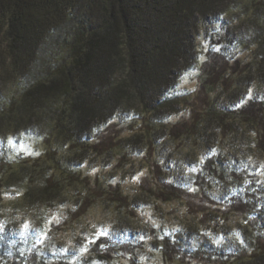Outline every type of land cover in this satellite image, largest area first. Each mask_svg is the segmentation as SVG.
Masks as SVG:
<instances>
[{"label": "trees", "instance_id": "trees-1", "mask_svg": "<svg viewBox=\"0 0 264 264\" xmlns=\"http://www.w3.org/2000/svg\"><path fill=\"white\" fill-rule=\"evenodd\" d=\"M237 28L249 31L235 41ZM235 45L257 46L242 73L264 74V0H0V264H74L73 248L114 263L126 245L98 231L76 245L57 235L99 204L128 218L121 182L91 170L146 153L154 174L171 139L199 165L188 174L194 191L163 179L157 192L210 205L155 232L164 260L264 264V167L250 162L264 157L251 152L252 139L264 141V101L223 109L217 99L247 87H225ZM197 67L210 86L191 104L181 78ZM185 107L189 131L169 139L167 116ZM124 125L131 136L118 134ZM191 231L196 251L183 245Z\"/></svg>", "mask_w": 264, "mask_h": 264}, {"label": "rangeland", "instance_id": "rangeland-1", "mask_svg": "<svg viewBox=\"0 0 264 264\" xmlns=\"http://www.w3.org/2000/svg\"><path fill=\"white\" fill-rule=\"evenodd\" d=\"M248 31V28H237L234 40L238 41V37L248 33ZM235 49L240 52L236 56V59L239 58V61L231 60V62L226 64V67L229 68V72L226 74L228 83H225V87L227 89L231 88V85L235 83V78L247 82V87L242 92L236 94L232 93L230 96L223 93L217 96V93L219 94V91H221V87L217 85V83L211 85V87L215 89V93H209V98L212 100V98L214 99L216 96L219 97L217 99H219L221 105H224L223 109L242 108L244 105H247L250 100L264 101V74L260 76L256 75L253 78L249 77L248 73H242V71L247 68V63L252 60V52L257 49V46L253 45L248 49H243L241 46L235 45ZM201 59L203 58L201 57L200 60ZM213 64V62L210 63V65ZM198 67L196 71L187 72L181 78L182 84L180 85V89L184 91L185 94L190 91L193 92L192 95L189 96L191 104L196 100L201 102L200 99L203 100L206 95L202 93L205 92L202 88L205 86L207 89L210 86V84L205 81L206 78L201 79L198 77ZM236 70L240 71L239 74L234 73ZM192 117L193 114L190 112V109L186 107L179 112L168 114L166 119L168 138H172L170 137L171 135H173V137L177 136V138H181L185 135L189 131H187V129L191 125ZM120 129L122 131L118 134L123 137H128L133 134V128L130 125H124ZM261 139H264V137ZM252 141L257 150L251 152H264V141L260 140L261 142L258 141L257 143H254V139H252ZM212 143V148L220 147V140L213 141ZM178 145L182 146L178 139L176 142L171 139L170 142L166 144V152L170 153V157L168 161L165 160L160 162L164 170L159 169L154 174H152V166L155 163L156 157L153 156V158L150 159L146 158V153L128 156L125 154H123V156L118 155V160L115 162L116 166L112 165L111 168H108L109 170L105 169L102 171L98 168L92 169L91 173L93 175L99 173L107 174L110 171V173L114 174L116 177L113 183L116 184L117 182H121L125 193L131 201L129 212H127L129 217L123 218V214L120 213V209L116 206L107 208L99 204L96 208L92 207L85 211L82 220L75 223L71 229L60 232L57 235L59 240L74 243V245H76L75 241L78 236L87 238L91 236V233H96L98 231L110 237L109 239H112L117 247L126 245L122 252L118 253L119 256L115 258L112 264H183L174 259V257H176L174 255H168V259L164 260L162 251L154 246V243L157 241L155 232H157V230L159 231L162 226H182L185 219L187 220L192 217V214L189 213L190 210L194 213L196 208H201L200 204L206 208L210 203H204V201L198 198V200L196 199L195 201L197 205L193 204V201H191L193 206H189L190 198L188 194L184 192L182 195L184 198L183 200L174 198V195L168 192L164 194L157 192V186L163 179H167L171 182L173 181L174 183L176 181L179 187H191L190 190H188L190 193L194 191V187L191 186V184H193L191 182L192 180H190L188 174L198 171L199 165L195 162L196 159L194 155L187 153V150L181 149ZM221 145L225 146L224 143H221ZM242 151L248 154L247 148H244ZM240 158L242 159L243 157ZM257 158L259 159L255 160L252 157L250 162L253 163V166L257 167L255 164L259 161V165H261L260 168H263L264 157L261 158L259 155ZM147 160H150V162ZM151 163H153V165ZM175 168H179V170L174 171ZM260 168H258V170H260ZM172 173L174 175L171 176ZM212 190L213 196L216 201H218L221 190L218 188H213ZM214 207L217 206L213 205L212 208ZM201 214H199V216ZM120 218H123L121 222L119 221ZM199 243V234L196 231H191L183 245H185L189 251H196L198 250ZM73 250L71 254L73 255L72 260L74 262L76 261L74 264H109L101 261V258L97 255H91L89 250H81L79 253L77 252L78 254L76 252L75 254ZM81 253L83 255L80 256ZM110 253L106 255L107 259L111 257Z\"/></svg>", "mask_w": 264, "mask_h": 264}]
</instances>
